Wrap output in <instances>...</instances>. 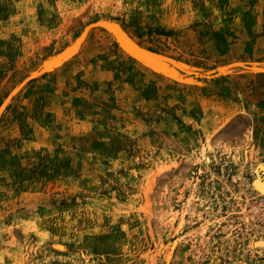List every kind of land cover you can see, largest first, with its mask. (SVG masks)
<instances>
[{
  "label": "rangeland",
  "instance_id": "1",
  "mask_svg": "<svg viewBox=\"0 0 264 264\" xmlns=\"http://www.w3.org/2000/svg\"><path fill=\"white\" fill-rule=\"evenodd\" d=\"M263 185L264 0H0V264H264Z\"/></svg>",
  "mask_w": 264,
  "mask_h": 264
},
{
  "label": "bare ground",
  "instance_id": "2",
  "mask_svg": "<svg viewBox=\"0 0 264 264\" xmlns=\"http://www.w3.org/2000/svg\"><path fill=\"white\" fill-rule=\"evenodd\" d=\"M256 181V180H255ZM258 181V180H257ZM256 183V182H255ZM263 184V183H262ZM257 185V184H256ZM264 186V185H263Z\"/></svg>",
  "mask_w": 264,
  "mask_h": 264
}]
</instances>
